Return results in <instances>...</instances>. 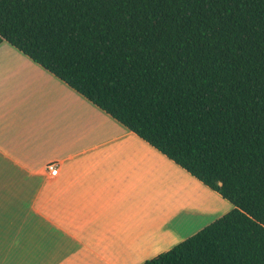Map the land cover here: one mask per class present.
I'll list each match as a JSON object with an SVG mask.
<instances>
[{
	"label": "trees",
	"instance_id": "1",
	"mask_svg": "<svg viewBox=\"0 0 264 264\" xmlns=\"http://www.w3.org/2000/svg\"><path fill=\"white\" fill-rule=\"evenodd\" d=\"M3 40L231 203L140 264H264V0H0Z\"/></svg>",
	"mask_w": 264,
	"mask_h": 264
},
{
	"label": "crops",
	"instance_id": "2",
	"mask_svg": "<svg viewBox=\"0 0 264 264\" xmlns=\"http://www.w3.org/2000/svg\"><path fill=\"white\" fill-rule=\"evenodd\" d=\"M225 200L0 42V264H140Z\"/></svg>",
	"mask_w": 264,
	"mask_h": 264
},
{
	"label": "rangeland",
	"instance_id": "3",
	"mask_svg": "<svg viewBox=\"0 0 264 264\" xmlns=\"http://www.w3.org/2000/svg\"><path fill=\"white\" fill-rule=\"evenodd\" d=\"M212 201H214V199H212ZM225 203H227L226 204V206L228 207V205H229V208L228 209H230V207H231V204H230V202L228 201V200H225ZM219 208V209H222L221 211H218V213L217 212H215L214 210H212V212H211V221L213 220V219H215V218H217L218 216H220L222 213H224L226 210H228V209H223V206L221 205V204H219V203H216L214 206H213V208ZM226 207V208H227ZM215 212V215H213V213ZM219 212H221L220 214H219ZM144 261V260H143Z\"/></svg>",
	"mask_w": 264,
	"mask_h": 264
},
{
	"label": "built area",
	"instance_id": "4",
	"mask_svg": "<svg viewBox=\"0 0 264 264\" xmlns=\"http://www.w3.org/2000/svg\"><path fill=\"white\" fill-rule=\"evenodd\" d=\"M47 168L50 172L51 175H55V173L57 172V169H58V165L55 161H51L49 163H47Z\"/></svg>",
	"mask_w": 264,
	"mask_h": 264
}]
</instances>
